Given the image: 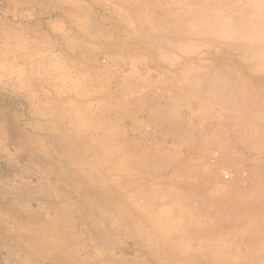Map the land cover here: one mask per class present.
Returning <instances> with one entry per match:
<instances>
[{"label": "rangeland", "instance_id": "rangeland-1", "mask_svg": "<svg viewBox=\"0 0 264 264\" xmlns=\"http://www.w3.org/2000/svg\"><path fill=\"white\" fill-rule=\"evenodd\" d=\"M1 12L4 264H264V0Z\"/></svg>", "mask_w": 264, "mask_h": 264}, {"label": "crops", "instance_id": "crops-1", "mask_svg": "<svg viewBox=\"0 0 264 264\" xmlns=\"http://www.w3.org/2000/svg\"><path fill=\"white\" fill-rule=\"evenodd\" d=\"M4 4V0H0V38L3 37V35H5L6 32V27H9L10 24L6 23V20L3 18V15L1 14L2 12V6ZM262 211V210H261ZM259 221V220H258ZM261 224H264V218H261ZM264 227V226H263ZM39 248L41 249V256L44 258L45 255H47V253H49L48 251H51V248L48 245H40ZM33 250V249H32ZM39 249L35 247V250L33 251H38ZM20 252H27L25 250L20 249ZM18 251V252H19ZM64 251L68 252V255L70 256V262L68 264H76L75 263V257H74V250L73 249H65ZM29 252V251H28ZM47 252V253H46ZM44 253V254H43ZM23 262L19 261L18 264H22ZM57 264L58 261H56ZM0 264H4V258H3V254H2V249L0 247Z\"/></svg>", "mask_w": 264, "mask_h": 264}]
</instances>
